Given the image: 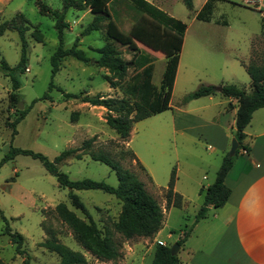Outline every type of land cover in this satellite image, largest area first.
<instances>
[{
	"label": "rangeland",
	"instance_id": "1",
	"mask_svg": "<svg viewBox=\"0 0 264 264\" xmlns=\"http://www.w3.org/2000/svg\"><path fill=\"white\" fill-rule=\"evenodd\" d=\"M41 1L52 9L62 10V0ZM146 1L188 25L185 40L181 41L182 60L188 58L196 40L211 48L228 49L227 52L220 49L217 53L221 56L231 53L248 59L250 55V62L264 65L263 15L252 4H246L243 0H216L210 20L202 21L196 19L195 14L203 0H192L191 10L185 7L182 0ZM260 4L259 8L264 10V0ZM109 7L116 25L124 32L128 20L136 21L141 15L131 0H114ZM106 10L109 12L108 7ZM16 12L24 15L26 25L29 26L24 34L27 42L25 70L18 73L20 87L15 91V100L11 101V82L1 70V59L14 67L20 58L21 43L15 30L0 34V161L12 147L41 153L53 161L65 148L77 147L83 140L96 135L93 149L106 152L123 168L132 171L156 199L162 209L163 229L159 235L160 240L155 239L159 230L149 237L133 236L125 239L113 227L121 206L114 195L97 189L73 190L88 209L98 229L102 232L109 229L119 248L120 256L115 260L97 258L76 241L72 230L55 211L56 204L64 202L79 219L87 223L84 214L70 205L69 189L60 187L39 159L17 154L0 164V258L5 264H24L25 256H28L29 264H58L59 256L42 244L54 235L60 243L82 252L86 264H151L153 249H149V246L153 244L155 247L162 240L171 246L182 238L184 231L191 225L194 202L199 205L202 202V197L192 185L195 186L198 181L204 185L213 182L223 157L230 150L232 138L227 151L220 153L215 141L202 135L203 128L199 120L176 110L177 107H189L199 102L194 99L185 101L184 97L199 85H208L209 76L203 72L201 63L196 65L194 74L188 80L180 72L170 98L171 109L133 123L129 137L122 140L105 123V108L83 106L75 98H66L64 93H100L112 98L124 97L122 88L129 76L137 70L133 62L129 64L127 77L115 88H110L104 77L108 75L107 70L95 64L98 57L95 49L105 42L102 27L79 40L78 48L91 58L89 63L65 57L60 62L59 70L52 74L50 57L59 43L54 20L38 11L35 0H0V22L12 19ZM90 18L89 13L83 15L82 11L71 8L65 11V21L70 24V29H64V47L72 46L75 37L79 36ZM72 21L75 23L72 24ZM17 22L20 20L17 19ZM33 26H37L42 34L41 42L33 38ZM131 28L132 25L129 31ZM199 32L206 35L200 36ZM135 42L151 59L154 66L152 83L158 88L166 59L144 43ZM118 48L124 59L132 58L133 52L126 46L118 45ZM242 73L241 77H237L238 84L249 91V77L245 72ZM221 99L225 100L223 97ZM127 100L131 103L133 101L128 96ZM20 103L22 107H19ZM21 110L25 111L13 135L10 123ZM173 113L178 124L194 125V129L182 133L172 131L170 123ZM128 151L133 152L137 160ZM58 167L71 180L90 178L117 185L114 170L88 155H83L81 159L67 158L58 163ZM172 169L175 170L174 182L178 189L175 191L192 199L188 198L190 203L186 204V210L178 207L168 210L165 204L164 192ZM203 175L206 180H202ZM6 225L12 232L22 235L23 244L20 248L25 250L24 255L16 252V244L5 231ZM168 233L170 237L166 236Z\"/></svg>",
	"mask_w": 264,
	"mask_h": 264
},
{
	"label": "trees",
	"instance_id": "2",
	"mask_svg": "<svg viewBox=\"0 0 264 264\" xmlns=\"http://www.w3.org/2000/svg\"><path fill=\"white\" fill-rule=\"evenodd\" d=\"M111 0H62V10L52 9L41 0H35L38 11L45 16H50L54 20V27L57 30L58 46L50 57L51 72L55 74L60 68V62L65 57H73L84 63H89L90 58L85 52L78 48L79 36L75 37L74 43L70 47L63 46L64 29L68 28L65 21V11L69 8L83 11L90 9L93 17L91 21L82 29L80 35L85 36L93 31H98L102 27L105 32V42L95 51L98 57L95 60L96 66L107 70L108 75H104L110 88H115L117 84L127 77L129 64L133 62L137 70L129 76L123 89L124 97L112 98L97 93L94 95L64 93L66 98L72 97L82 103L92 106H101L106 109L104 121L113 129L122 140L129 137L133 123L152 115L160 113L170 108V98L174 83V77L178 65L181 41L187 24L166 14L155 5L146 0H131L135 8L141 12V16L132 24L129 32L121 30L113 20L111 14L106 10L107 4ZM185 7L192 9V0H182ZM216 0H206L201 8L196 12L195 18L202 21H209ZM17 19L20 22H17ZM264 22V16L262 18ZM27 20L21 12H16L10 20L0 22V34L8 30L17 31L20 39V58L14 67H10L4 59H1V70L9 77L12 92L9 93V100L16 98L15 91L20 87L19 72L25 70L26 47L25 32L29 26ZM144 43L154 52H159L167 56L166 64L162 73L159 87L152 83L153 63L150 58L143 53L135 40ZM32 36L36 41H42V34L37 26H33ZM126 46L133 52L132 58L126 60L122 57V52L118 48ZM250 78V90L247 91L233 83L221 85V94L232 97L237 101L235 115V130L233 137L236 138L238 147L232 156L226 155L215 173L214 181L207 186L203 192V202L195 214L194 223L205 217L208 206H222L230 193V189L224 183V177L231 168L235 156L238 153L241 142L245 136L244 128L250 122L252 113L264 107V65L248 61L242 63ZM52 84H50V88ZM58 90H61L58 88ZM215 93L213 85H199L194 91L187 93L185 101L196 99ZM127 96L133 101L127 100ZM46 96L44 95L43 98ZM25 110L19 111L18 115L11 121L12 134L16 133V124L22 118ZM96 135L85 139L77 147H68L62 150L53 161L48 160L41 153L27 149L12 147L1 161L13 158L17 154L30 155L40 160L44 169L56 178L60 187L69 189L68 199L70 205L78 209L87 218V223L79 219L76 214L68 208L64 202H59L55 206V211L61 220L70 228L76 241L91 254L100 259L115 260L120 256L119 248L113 240L112 232L98 229L95 221L91 217L88 209L73 190L97 189L112 194L119 200L121 206L117 220L113 223L114 230L125 239L133 236L149 237L156 233L162 225V209L156 199L144 186V183L129 169L123 168L117 160L112 159L106 152L95 150L92 147ZM130 154L136 159L133 152ZM83 155H88L91 159L107 164L114 170L117 176V185L112 186L104 181H97L90 178L81 180H71L67 174L62 172L58 163L67 159H81ZM137 160V159H136ZM175 170L172 169L164 192L165 204L179 207L182 203L181 195L174 192ZM3 217V216H2ZM4 218V217H3ZM191 228V227H190ZM187 229L182 238L177 240L181 245L189 234ZM6 233L10 240L16 244V252L25 254L21 249L23 237L18 232H12L5 226ZM47 249L55 252L59 256L58 264H86L87 260L80 251L73 250L60 243L54 235H51L43 243ZM170 245L157 244L154 248L151 264H179L177 254L170 253ZM24 264L28 263V256L23 259ZM0 264H5L0 258Z\"/></svg>",
	"mask_w": 264,
	"mask_h": 264
},
{
	"label": "crops",
	"instance_id": "3",
	"mask_svg": "<svg viewBox=\"0 0 264 264\" xmlns=\"http://www.w3.org/2000/svg\"><path fill=\"white\" fill-rule=\"evenodd\" d=\"M113 1L111 0L107 7L113 20L116 21L109 7ZM205 1L203 0L200 3V8ZM256 8L261 11L259 6ZM82 12L83 15L89 13L91 21L93 17L91 10L87 8ZM138 14H141V12H138ZM262 15L264 16L263 13ZM134 22V19L128 20L126 28L123 29L128 32ZM74 23L72 21V24ZM68 28L70 29L69 23ZM187 28L188 25L182 40H185ZM198 34L200 36L206 35L204 32ZM81 37L83 36L79 34V40ZM220 49L228 51L223 47L211 48L205 43L200 44L195 40L188 58L182 60V46L172 92L180 72H183L185 79L188 80L194 74L198 63L202 64L203 72L209 76L210 82L208 85L220 83L218 86H221L224 83H233L243 87L238 84L237 77H241L244 74L242 72L247 74L242 63L250 61V55L248 59H243L231 53L230 55L221 56L217 53ZM142 51L144 53V50ZM164 58L167 60L168 57L165 55ZM243 88L245 89V87ZM221 97L225 100H222ZM194 100H199V102L189 107H177L176 110L188 115V117L199 120L200 126L203 128L202 135L215 141L216 149L220 153L226 152L235 130L236 99L224 96L221 91L215 90L213 94L201 96ZM86 105L92 106L83 103V106ZM169 105L170 108L157 114L170 110L171 103ZM175 117L176 115L173 113L170 123L172 131L182 133L191 132L194 129V125L178 124ZM244 134L245 136L234 162L224 177V183L230 189L226 202L218 207L209 205L205 217L195 223V214L203 202L202 190L212 182H207L204 185V183L198 181L195 186L192 185L197 194L202 197V202L200 205L197 202L193 204L194 216L191 225L187 229L191 228L177 253L179 264H264V107L258 108L252 113L250 122L244 128ZM206 179L203 175L202 180ZM173 190L174 192L178 190L176 182H174ZM178 194L182 198L181 206L178 208L186 210V204L190 203L188 199L190 197L181 192ZM171 207L176 206L170 205L167 209L169 210ZM162 229L163 226L156 233L155 239L160 240L159 235ZM166 236L170 237L171 235L168 233ZM159 244L167 245V242L162 240ZM154 248L153 244L149 246V249H153V252Z\"/></svg>",
	"mask_w": 264,
	"mask_h": 264
},
{
	"label": "water",
	"instance_id": "4",
	"mask_svg": "<svg viewBox=\"0 0 264 264\" xmlns=\"http://www.w3.org/2000/svg\"><path fill=\"white\" fill-rule=\"evenodd\" d=\"M214 90L221 91V86H214ZM19 107H22L21 103L19 104ZM237 147H238L237 140L235 137H232L231 146H230V150H229L228 155L232 156L234 154L235 150L237 149ZM179 248H180V245L177 242H175L173 245H171L170 253L172 255L177 254Z\"/></svg>",
	"mask_w": 264,
	"mask_h": 264
},
{
	"label": "built area",
	"instance_id": "5",
	"mask_svg": "<svg viewBox=\"0 0 264 264\" xmlns=\"http://www.w3.org/2000/svg\"><path fill=\"white\" fill-rule=\"evenodd\" d=\"M243 1L246 4H252L255 7H258L261 3V0H243ZM261 12H262V10H261ZM262 13L264 14V12H262ZM26 70H27V68H26Z\"/></svg>",
	"mask_w": 264,
	"mask_h": 264
}]
</instances>
